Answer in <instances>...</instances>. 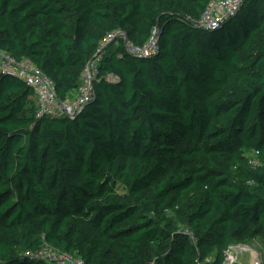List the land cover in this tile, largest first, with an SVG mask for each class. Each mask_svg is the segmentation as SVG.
I'll list each match as a JSON object with an SVG mask.
<instances>
[{
  "label": "trees",
  "instance_id": "trees-1",
  "mask_svg": "<svg viewBox=\"0 0 264 264\" xmlns=\"http://www.w3.org/2000/svg\"><path fill=\"white\" fill-rule=\"evenodd\" d=\"M213 0H0V49L30 60L61 102L103 40L95 95L72 118L36 116L0 73V264H225L264 245V0L216 30Z\"/></svg>",
  "mask_w": 264,
  "mask_h": 264
},
{
  "label": "built area",
  "instance_id": "built-area-1",
  "mask_svg": "<svg viewBox=\"0 0 264 264\" xmlns=\"http://www.w3.org/2000/svg\"><path fill=\"white\" fill-rule=\"evenodd\" d=\"M246 0H213L203 15L195 22L204 30H216L221 27L222 22L230 20L240 11ZM126 33L117 31L107 36L100 45L97 55L84 69L81 84L76 95L61 102L57 96L55 85L37 66L30 60H16L8 53L0 49V73L11 74L23 80L33 91L31 97L38 119L42 118H72L82 111L94 98V84L98 79L99 64L103 51L112 43H123L125 51L135 57L152 58L159 49V38L154 31L150 39L144 45L133 44ZM34 255L51 264H84L76 256L62 253L61 251L45 247ZM256 261L254 264H259Z\"/></svg>",
  "mask_w": 264,
  "mask_h": 264
},
{
  "label": "rangeland",
  "instance_id": "rangeland-1",
  "mask_svg": "<svg viewBox=\"0 0 264 264\" xmlns=\"http://www.w3.org/2000/svg\"><path fill=\"white\" fill-rule=\"evenodd\" d=\"M264 264V245L260 238L246 244L232 245L226 254L225 264Z\"/></svg>",
  "mask_w": 264,
  "mask_h": 264
},
{
  "label": "water",
  "instance_id": "water-1",
  "mask_svg": "<svg viewBox=\"0 0 264 264\" xmlns=\"http://www.w3.org/2000/svg\"><path fill=\"white\" fill-rule=\"evenodd\" d=\"M229 20L222 22L221 26L226 24ZM127 37V36H126Z\"/></svg>",
  "mask_w": 264,
  "mask_h": 264
},
{
  "label": "crops",
  "instance_id": "crops-1",
  "mask_svg": "<svg viewBox=\"0 0 264 264\" xmlns=\"http://www.w3.org/2000/svg\"><path fill=\"white\" fill-rule=\"evenodd\" d=\"M71 95H72V96L76 95V92H75V93H72ZM72 96H71V97H72Z\"/></svg>",
  "mask_w": 264,
  "mask_h": 264
}]
</instances>
